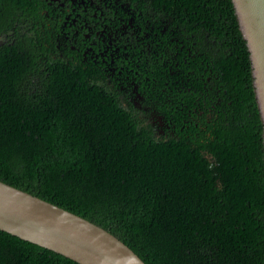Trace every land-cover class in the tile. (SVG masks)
<instances>
[{
    "label": "trees",
    "instance_id": "1",
    "mask_svg": "<svg viewBox=\"0 0 264 264\" xmlns=\"http://www.w3.org/2000/svg\"><path fill=\"white\" fill-rule=\"evenodd\" d=\"M78 1L0 0V179L146 264H263L262 123L232 1ZM0 264L80 263L0 229Z\"/></svg>",
    "mask_w": 264,
    "mask_h": 264
},
{
    "label": "water",
    "instance_id": "2",
    "mask_svg": "<svg viewBox=\"0 0 264 264\" xmlns=\"http://www.w3.org/2000/svg\"><path fill=\"white\" fill-rule=\"evenodd\" d=\"M231 1L248 51L264 156V0ZM0 229L80 264H146L102 226L2 179Z\"/></svg>",
    "mask_w": 264,
    "mask_h": 264
},
{
    "label": "flooded vegetation",
    "instance_id": "3",
    "mask_svg": "<svg viewBox=\"0 0 264 264\" xmlns=\"http://www.w3.org/2000/svg\"><path fill=\"white\" fill-rule=\"evenodd\" d=\"M48 4L58 5L60 8H67L68 6L72 5L73 3L77 2V0H45ZM84 0H79L78 3L83 2ZM86 6V4H85ZM75 11V8L71 6V10H69V14ZM77 17L74 16L72 19L76 20L80 16V14L76 13ZM104 30V29H103Z\"/></svg>",
    "mask_w": 264,
    "mask_h": 264
}]
</instances>
